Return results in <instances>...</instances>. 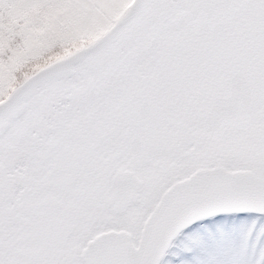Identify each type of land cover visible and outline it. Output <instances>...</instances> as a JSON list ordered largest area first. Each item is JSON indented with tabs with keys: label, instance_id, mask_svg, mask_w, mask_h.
Wrapping results in <instances>:
<instances>
[{
	"label": "snow or ice",
	"instance_id": "6c2138e0",
	"mask_svg": "<svg viewBox=\"0 0 264 264\" xmlns=\"http://www.w3.org/2000/svg\"><path fill=\"white\" fill-rule=\"evenodd\" d=\"M0 264H264V0H0Z\"/></svg>",
	"mask_w": 264,
	"mask_h": 264
}]
</instances>
